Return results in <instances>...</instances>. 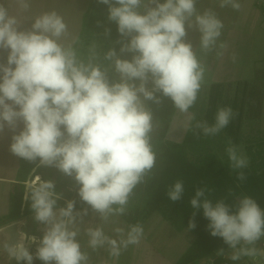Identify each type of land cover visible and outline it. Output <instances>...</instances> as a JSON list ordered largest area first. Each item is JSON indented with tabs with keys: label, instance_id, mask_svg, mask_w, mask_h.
I'll return each mask as SVG.
<instances>
[{
	"label": "clouds",
	"instance_id": "obj_1",
	"mask_svg": "<svg viewBox=\"0 0 264 264\" xmlns=\"http://www.w3.org/2000/svg\"><path fill=\"white\" fill-rule=\"evenodd\" d=\"M97 2L108 6V19L117 25L119 34L130 37L120 51L135 54L131 60L117 57L114 49L106 54L107 60L115 57V70L121 77L118 83L110 84L99 66L78 62L72 48L57 42L67 25L55 11L42 14L31 31L23 32L0 6V48L8 50L7 64H0V131L5 124L15 129L17 121H22L24 127L13 136L11 152L74 175L81 200L107 221L110 215L126 214L134 188L155 166L149 136L153 116L141 95L158 103L154 93L161 92L180 112L188 113L201 90L205 69L191 43L185 42L186 24L192 27L195 17L205 51L216 46L224 25L212 10L197 13L196 0H148L143 13L138 9L144 0ZM20 3L28 7L26 0ZM226 6L241 7L238 0H221L220 7ZM149 76L151 91L146 87ZM234 115L231 107H221L214 124L197 121L195 127L205 136H215ZM226 152L233 170L248 166L247 156L234 144H229ZM238 179H246L243 171L238 172ZM29 187L34 220L45 225L43 236L21 233L4 250L17 264H33L27 242L37 245L35 258L43 264H87L88 254L81 251L78 233L70 227L76 222L74 202L60 208L57 217L54 184L47 181L37 186L34 182ZM207 191L198 187L190 199L194 212L188 230L195 229L196 211L202 209L210 235L222 238L231 250L228 259L260 255L256 245L264 238V209L250 196L241 197L234 205L224 199L213 202ZM184 193L183 181L177 180L167 197L176 202ZM28 198L26 193L24 199ZM115 231L121 237L119 242L105 235L102 227L88 228L89 246L97 250L108 245L110 255L119 257L122 249L139 244L144 233L139 223L129 225L126 235L123 228ZM216 255L224 256L225 250L219 249Z\"/></svg>",
	"mask_w": 264,
	"mask_h": 264
},
{
	"label": "rangeland",
	"instance_id": "obj_2",
	"mask_svg": "<svg viewBox=\"0 0 264 264\" xmlns=\"http://www.w3.org/2000/svg\"><path fill=\"white\" fill-rule=\"evenodd\" d=\"M26 2L28 7H22L23 11H21L22 27L26 29L31 27L32 29V25L38 17L46 12L55 11L67 25V31L57 38V42L64 48H72L78 62L100 68L103 66L102 71L110 84L120 82V74L115 70V57L104 65L106 54L114 49L117 57L127 60H131L135 54L120 51L121 47L129 42L130 37L121 36L117 25L108 19L107 5L100 4L97 0H26ZM147 2L148 0H144V4L138 11L143 13ZM238 2L241 7L239 10H234L231 6L220 7L221 0H196L197 13L202 14L206 10H212L223 22L222 34L211 51L203 50L200 46L201 33L195 27V17H193L191 20L193 26L188 27L186 24L187 35L184 39L185 42L191 43L194 53L205 69L204 81L201 86L202 93L200 94V97L205 100L203 104L209 102L210 86L213 83H221L223 97L220 105L233 109L236 115L234 119L236 125L238 117L241 115L239 132L235 128V134L237 131L240 136L239 142L236 144L233 134L224 129L215 136H205L202 130L195 127L196 122L206 120L211 125L215 120H207L205 113H198V111L182 113L176 107L174 109L176 113L171 116L166 138L176 143H182L192 160L200 157L198 153L196 154L190 149L192 141L200 136L204 139L208 138L209 142L206 143L208 152L222 162L229 161L226 149L229 144H234L247 156L248 165L260 166L264 162V59L260 62L256 61L257 57L255 58V56L259 46L254 42L255 32L251 34L249 23L245 24V14L249 19L245 0H238ZM148 6L154 7L150 4ZM220 44H224L226 47L220 48ZM260 55H262V51H260ZM257 67L259 68L256 69ZM134 83L139 86L140 81L136 80ZM146 87L150 91L153 88L151 76H149ZM154 95L157 97L158 103L144 100L141 95V100L149 111L152 110V106H160L162 103V98L159 96H163V94L155 92ZM166 99L167 106H175L171 98L166 97ZM198 105L200 106L199 102ZM241 108L243 111L239 113ZM192 116H195L194 120L190 119ZM23 127V122L18 120L15 133L17 134V130L21 131ZM163 127L162 119H156L154 131L159 132ZM190 128L193 132L189 137H186ZM13 130L7 132L6 126H4V129L0 131V175L4 176L11 174L18 163L10 151H7L5 141V139L8 142L13 141L12 138L15 135V133L13 135ZM253 156H255L253 158L255 160L252 159ZM38 164L41 169V182L50 181L55 187H60L62 199H65L67 204L74 202L75 205L80 186L74 175L64 174L55 165H43L40 161ZM64 181H68V186L62 188ZM25 184L26 190L32 185L29 184V181ZM36 185L38 186V184ZM14 186V184L0 183V228L9 224L7 215L12 205ZM67 192H73V199L67 200ZM131 197L130 195L126 213L133 212L138 216L142 215L145 211L146 198ZM60 208L65 207L54 209L57 217H59ZM85 209L87 210L86 215L83 214ZM74 215L76 222L70 227L78 233L76 240L81 246V251L88 254L87 264H175L195 239V234L187 228L177 230L159 213H154L142 224L144 233L140 243L129 245L127 249H122L119 257H113L109 253L108 245L97 250H93L89 246L90 238L87 229L102 227L105 235L119 242L121 237L115 228H123L125 235L129 228L123 215H110L108 220L104 221L100 214L92 210L87 203L84 209L74 208ZM20 220H25V228L29 233L34 234L37 238L43 236L45 225L36 222L34 214L22 217ZM262 243L264 244V240ZM36 248L37 245L32 244L29 250L35 254ZM260 250L264 254V245ZM10 264H17V262L14 259ZM33 264H43V262L34 257Z\"/></svg>",
	"mask_w": 264,
	"mask_h": 264
},
{
	"label": "trees",
	"instance_id": "obj_3",
	"mask_svg": "<svg viewBox=\"0 0 264 264\" xmlns=\"http://www.w3.org/2000/svg\"><path fill=\"white\" fill-rule=\"evenodd\" d=\"M107 61L109 60L106 59L104 65ZM102 69L103 66L101 67ZM222 89L221 83H213L210 86L209 102L207 104H203L205 100L200 97L202 93V90H200L195 104L189 111L205 113L207 120H215L217 110L222 107L220 105L223 97ZM159 97L162 98V103L160 106H152L150 111L153 116V127L149 136L150 144L156 154L155 166L147 173L143 182L134 188L131 194V198H146L145 211L140 216L133 212L126 213L123 215L126 223L129 225L137 223L142 225L152 214L159 213L175 229H188L189 220L193 217L194 212L190 205V199L198 187L206 188L208 190L206 195L213 202L224 199L227 204L234 205L241 197L250 196L264 209V162L260 166L251 164L244 169L233 170L230 166V161L222 162L208 152L206 143L209 140L200 136L192 141V146L190 147L200 157L196 160L190 159L188 150L182 143H176L166 138L171 116L176 113V110L174 111L175 106H167L166 96L160 95ZM242 111L243 109L241 108L239 113H242ZM235 117L236 115H234V118L224 130L233 134L234 142L237 144L240 140L238 132L241 127V115L238 117L237 125L234 121ZM158 118L162 119L164 123V127L159 132L154 131L156 119ZM235 128L238 131H236V134ZM189 130L186 137H189L193 132L192 128ZM38 163L39 161L37 160L29 162L21 158L17 171V183L14 186L12 195V205L7 215L9 223L34 214L31 209L32 189L29 187L26 190L25 183L31 181L36 174L41 175ZM240 171H243L246 177L243 181L238 179V172ZM177 180L183 181L185 193L180 200L172 202L167 197V191ZM67 186L68 181H64L62 188ZM60 190V187H54V191L58 195L56 207H66L67 201L62 199L63 196L60 194ZM26 193L29 196L27 200L24 199ZM66 195L67 200L73 199V192H67ZM85 205L86 202L82 201L78 196L74 208L84 209ZM195 222V229L190 230L195 234V239L175 264H197L198 261L209 256H214L213 264H221L223 256H217L216 253L221 248L226 253L228 246L223 242L222 238L210 235L207 229L208 220L203 216L202 209L196 211Z\"/></svg>",
	"mask_w": 264,
	"mask_h": 264
},
{
	"label": "crops",
	"instance_id": "obj_4",
	"mask_svg": "<svg viewBox=\"0 0 264 264\" xmlns=\"http://www.w3.org/2000/svg\"><path fill=\"white\" fill-rule=\"evenodd\" d=\"M246 3V10H247V14L249 16V19H247L246 14H245V24L248 22L249 23V32L252 34V32L254 33V42L256 43V45H258V52L256 53V61L260 62L264 59V14L262 12V10L260 9V7L256 4V0H245ZM0 6H3L6 10L9 16L14 17L17 21L16 27L18 29V31H31V27L26 29L24 27L21 26V11L22 10V5L20 3V0H0ZM249 20V21H248ZM253 37V36H252ZM260 51H262V55H260ZM7 56H8V50L7 49H2L0 48V64H7ZM260 65V64H258ZM259 67H257L256 69H258ZM255 69V70H256ZM262 69V68H261ZM254 73V72H253ZM252 73V74H253ZM6 131L10 132L13 129L10 128L8 125H6ZM20 131L17 130V134ZM15 133V129L13 130V135ZM16 135V133H15ZM1 136V134H0ZM6 141V147H7V151H10V154H12L14 156V158L17 159V164L15 169L12 171L11 174L4 176V175H0V183H7V184H16L17 183V171L18 168L20 166L21 163V157H18L16 155H14L11 150H10V146L11 143L13 141ZM11 159V158H10ZM262 240H264V238H261L260 241L257 242L256 247L258 249L261 248L262 245H264L262 243ZM261 244V246L259 247V245ZM231 252L230 249H228L227 253L229 254ZM249 259L250 257H242L239 261H229V264H248L249 263Z\"/></svg>",
	"mask_w": 264,
	"mask_h": 264
},
{
	"label": "water",
	"instance_id": "obj_5",
	"mask_svg": "<svg viewBox=\"0 0 264 264\" xmlns=\"http://www.w3.org/2000/svg\"><path fill=\"white\" fill-rule=\"evenodd\" d=\"M25 220H16L0 228V264H10L14 258L10 257L8 253L4 250L6 245L9 243H15L20 234L23 233L26 236H33L25 228ZM32 244L26 242V246L30 248ZM35 245V244H34ZM35 257V254H33Z\"/></svg>",
	"mask_w": 264,
	"mask_h": 264
},
{
	"label": "built area",
	"instance_id": "obj_6",
	"mask_svg": "<svg viewBox=\"0 0 264 264\" xmlns=\"http://www.w3.org/2000/svg\"><path fill=\"white\" fill-rule=\"evenodd\" d=\"M256 4L260 7L264 14V0H256ZM228 253L226 252L225 255L223 256V261L221 264H229L230 259L227 258ZM214 256H209L204 259H201L200 261L197 262V264H213L214 262ZM248 264H264V254H260L255 258H250Z\"/></svg>",
	"mask_w": 264,
	"mask_h": 264
},
{
	"label": "bare ground",
	"instance_id": "obj_7",
	"mask_svg": "<svg viewBox=\"0 0 264 264\" xmlns=\"http://www.w3.org/2000/svg\"><path fill=\"white\" fill-rule=\"evenodd\" d=\"M37 177H39V181H36V178H37ZM41 180H42V179H41L40 175H37V174H36V175L34 176V178H33L31 181H29V184H32V185H33L34 182H36V184H38L39 182H41Z\"/></svg>",
	"mask_w": 264,
	"mask_h": 264
}]
</instances>
